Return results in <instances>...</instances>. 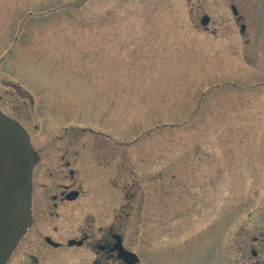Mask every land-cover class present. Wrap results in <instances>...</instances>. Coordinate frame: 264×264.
<instances>
[{"label":"rangeland","instance_id":"1","mask_svg":"<svg viewBox=\"0 0 264 264\" xmlns=\"http://www.w3.org/2000/svg\"><path fill=\"white\" fill-rule=\"evenodd\" d=\"M263 3L0 0V94L20 85L35 146L55 166L77 149L88 180L61 230L117 227L139 264H230L264 212Z\"/></svg>","mask_w":264,"mask_h":264},{"label":"flooded vegetation","instance_id":"2","mask_svg":"<svg viewBox=\"0 0 264 264\" xmlns=\"http://www.w3.org/2000/svg\"><path fill=\"white\" fill-rule=\"evenodd\" d=\"M229 9L233 21L238 24L239 33L243 34L245 25L236 5L231 3ZM202 17L207 18L205 24L201 23ZM199 22L206 28L210 16L202 13ZM11 86L15 92L11 95L15 99H6L0 94V111L25 130L36 161L31 169V223L5 264H139L138 255L127 245L117 227L65 226L66 230H61L59 220L85 196L83 186L88 180L82 178L81 167L77 163L79 151L67 148L56 158L60 164L49 163L52 158L43 157V147L35 146L23 123L29 116L18 102V98L23 96L20 85ZM250 221L252 227L235 242L230 264H264V212ZM75 248L78 251H74ZM119 251L133 253L137 260L131 263ZM72 254H76V258Z\"/></svg>","mask_w":264,"mask_h":264},{"label":"water","instance_id":"3","mask_svg":"<svg viewBox=\"0 0 264 264\" xmlns=\"http://www.w3.org/2000/svg\"><path fill=\"white\" fill-rule=\"evenodd\" d=\"M206 17L201 23L205 24ZM36 161L27 134L0 111V264H5L31 223V169ZM129 262L135 254L119 251Z\"/></svg>","mask_w":264,"mask_h":264}]
</instances>
